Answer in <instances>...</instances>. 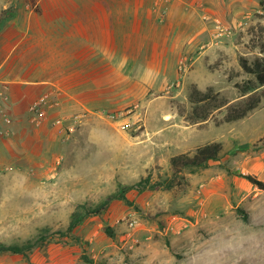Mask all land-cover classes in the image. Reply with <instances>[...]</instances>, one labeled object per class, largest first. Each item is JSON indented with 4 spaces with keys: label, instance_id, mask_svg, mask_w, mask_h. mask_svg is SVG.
I'll return each mask as SVG.
<instances>
[{
    "label": "rangeland",
    "instance_id": "obj_1",
    "mask_svg": "<svg viewBox=\"0 0 264 264\" xmlns=\"http://www.w3.org/2000/svg\"><path fill=\"white\" fill-rule=\"evenodd\" d=\"M170 1L152 0V22L133 43L123 28L114 50L98 37L80 43L70 15L85 1L36 0L37 12L0 0V110L11 87H34L23 98L30 140L0 153V243L38 241L0 264H264V190L242 176L264 181V101L224 120L242 98L235 83L254 78L240 57L264 56V0H220L225 14L196 0L192 39V27L166 23ZM214 141L220 160L168 188L171 157Z\"/></svg>",
    "mask_w": 264,
    "mask_h": 264
},
{
    "label": "crops",
    "instance_id": "obj_2",
    "mask_svg": "<svg viewBox=\"0 0 264 264\" xmlns=\"http://www.w3.org/2000/svg\"><path fill=\"white\" fill-rule=\"evenodd\" d=\"M85 4L82 7H72L73 14L69 13L70 18L74 22L75 28H82V36L79 40L81 44L87 45L100 39L102 43L107 44V49L121 43V30L127 29L128 36L131 43L134 41L139 28L148 27L153 19L152 15V0H82ZM196 0H171L167 12L168 26H175L177 24H185L186 27H192L189 38L197 37L199 33L200 23L197 13ZM209 8L213 12L227 13L226 9H220V0H207ZM225 1V0H223ZM218 3V4H217ZM225 3V2H224ZM217 4V5H216ZM216 5V6H215ZM215 6V7H214ZM80 8V9H78ZM81 11L79 16L77 12ZM239 11H242L239 10ZM76 13V14H75ZM67 14V15H69ZM177 19V20H176ZM72 36V34H71ZM79 36V33L74 34ZM94 37H98L95 40ZM190 39V40H191ZM133 54V53H130ZM132 58L133 55L126 54ZM119 58V57H118ZM114 69L113 73L117 71ZM27 88V89H25ZM34 89L33 86H20L11 87L7 91V100L3 103V108L0 110V153L5 154L10 150L25 148L26 141L30 140V135L27 131V122H29L28 105L24 102L23 98L26 97V91ZM3 111V115L1 112ZM8 114L9 120L12 121L10 130L6 125L5 115ZM34 129V128H32ZM31 129V131H33ZM33 133V132H32ZM34 134V133H33ZM29 135V138H28Z\"/></svg>",
    "mask_w": 264,
    "mask_h": 264
},
{
    "label": "trees",
    "instance_id": "obj_3",
    "mask_svg": "<svg viewBox=\"0 0 264 264\" xmlns=\"http://www.w3.org/2000/svg\"><path fill=\"white\" fill-rule=\"evenodd\" d=\"M31 7L35 11H39L36 0H29ZM242 69L254 76L243 83H235L241 93L242 98L235 102L226 103L227 110L224 116L226 122H234L241 120L249 115L250 112L255 110L264 101V56L256 57L252 62L244 57L239 59ZM212 87L209 88L207 92L197 91L193 93L192 100L194 103L199 104L206 102L210 96ZM221 107V106H219ZM223 145L221 142L214 141L197 148L194 154L180 153L171 157L170 165L173 171V176L167 179V187H173L178 182L177 178L182 177V173L185 169H198L208 167L212 161H218L222 157ZM244 178L250 181L253 185L264 190V181L258 179L256 176L251 174H242ZM149 178L146 179L148 181ZM143 185V181L138 182L133 187L140 188ZM154 186V185H153ZM132 186H125L122 188V193L127 189L133 188ZM145 187V186H143ZM124 197V195H121ZM117 198L116 196H111L108 200L95 207H85L83 211H77L73 214L69 227V230H73L76 226L81 224L84 220L92 215H99L109 205L110 200ZM45 237H41L44 239ZM38 241L28 242L26 244H12L5 245L0 243V254L6 252L18 253V254H28L37 244Z\"/></svg>",
    "mask_w": 264,
    "mask_h": 264
},
{
    "label": "built area",
    "instance_id": "obj_4",
    "mask_svg": "<svg viewBox=\"0 0 264 264\" xmlns=\"http://www.w3.org/2000/svg\"><path fill=\"white\" fill-rule=\"evenodd\" d=\"M217 28L222 29V24L218 23V24H217ZM221 31H222V32H220L219 35H217V36H221V35L224 34V33H223L224 30L222 29ZM0 107H1V105H0ZM132 224H133V223H132Z\"/></svg>",
    "mask_w": 264,
    "mask_h": 264
},
{
    "label": "bare ground",
    "instance_id": "obj_5",
    "mask_svg": "<svg viewBox=\"0 0 264 264\" xmlns=\"http://www.w3.org/2000/svg\"><path fill=\"white\" fill-rule=\"evenodd\" d=\"M245 238H248L247 236H244Z\"/></svg>",
    "mask_w": 264,
    "mask_h": 264
}]
</instances>
